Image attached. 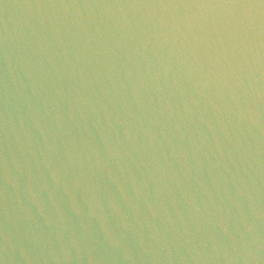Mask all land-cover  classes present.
Returning a JSON list of instances; mask_svg holds the SVG:
<instances>
[{"label": "water", "instance_id": "obj_1", "mask_svg": "<svg viewBox=\"0 0 264 264\" xmlns=\"http://www.w3.org/2000/svg\"><path fill=\"white\" fill-rule=\"evenodd\" d=\"M0 264H264V0H0Z\"/></svg>", "mask_w": 264, "mask_h": 264}]
</instances>
